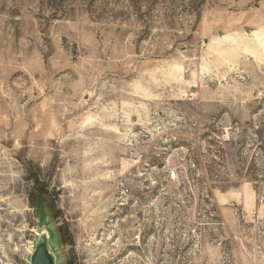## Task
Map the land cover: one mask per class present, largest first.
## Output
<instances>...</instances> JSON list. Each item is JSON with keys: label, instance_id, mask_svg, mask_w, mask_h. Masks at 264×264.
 <instances>
[{"label": "rangeland", "instance_id": "obj_1", "mask_svg": "<svg viewBox=\"0 0 264 264\" xmlns=\"http://www.w3.org/2000/svg\"><path fill=\"white\" fill-rule=\"evenodd\" d=\"M263 187L264 0H0V264H264Z\"/></svg>", "mask_w": 264, "mask_h": 264}, {"label": "water", "instance_id": "obj_2", "mask_svg": "<svg viewBox=\"0 0 264 264\" xmlns=\"http://www.w3.org/2000/svg\"><path fill=\"white\" fill-rule=\"evenodd\" d=\"M29 264H55V258L50 251L48 237L42 234L34 245Z\"/></svg>", "mask_w": 264, "mask_h": 264}, {"label": "crops", "instance_id": "obj_3", "mask_svg": "<svg viewBox=\"0 0 264 264\" xmlns=\"http://www.w3.org/2000/svg\"><path fill=\"white\" fill-rule=\"evenodd\" d=\"M246 185L251 186V183H247ZM252 192H253V200L250 199V198H248V199H250L249 200V203H251V201H256V199H258V198L259 199L264 198V187L263 188H260L258 191H254L253 190V191H251V193ZM247 193H250L249 190H247ZM254 197L256 198L255 200H254ZM242 199H244V197Z\"/></svg>", "mask_w": 264, "mask_h": 264}, {"label": "built area", "instance_id": "obj_4", "mask_svg": "<svg viewBox=\"0 0 264 264\" xmlns=\"http://www.w3.org/2000/svg\"><path fill=\"white\" fill-rule=\"evenodd\" d=\"M174 177H175L174 173H171V174H170V178H174ZM259 203H260V204H263V203H264V198L260 199V200H259ZM210 217H211V215H210Z\"/></svg>", "mask_w": 264, "mask_h": 264}]
</instances>
